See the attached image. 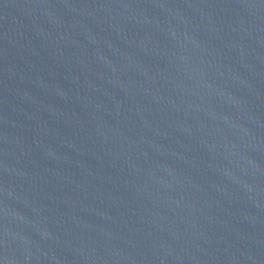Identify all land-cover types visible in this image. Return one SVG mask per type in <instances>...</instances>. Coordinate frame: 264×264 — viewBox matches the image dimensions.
<instances>
[{
    "label": "water",
    "instance_id": "water-1",
    "mask_svg": "<svg viewBox=\"0 0 264 264\" xmlns=\"http://www.w3.org/2000/svg\"><path fill=\"white\" fill-rule=\"evenodd\" d=\"M0 264H264V0H0Z\"/></svg>",
    "mask_w": 264,
    "mask_h": 264
}]
</instances>
